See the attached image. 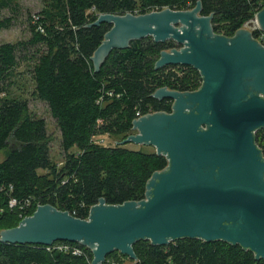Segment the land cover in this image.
Here are the masks:
<instances>
[{
	"label": "trees",
	"instance_id": "obj_1",
	"mask_svg": "<svg viewBox=\"0 0 264 264\" xmlns=\"http://www.w3.org/2000/svg\"><path fill=\"white\" fill-rule=\"evenodd\" d=\"M198 1L202 15H214L215 32L226 36H234L264 6V0H46L42 13L31 16L30 38L23 44L36 47L30 71L34 93L49 105L61 132L65 157L60 168L51 161L46 120L30 112L25 98L10 93L9 83L21 66L19 44L0 41V150H7L0 162V232L23 219L19 210L6 208L10 195L32 199L34 206L26 216L41 204H52L83 219L102 197L109 204L145 198L148 180L168 166L166 157L126 144L104 145L96 138L126 139L138 113L172 110L171 100L153 97L157 89L194 91L202 78L188 66L155 69L161 51L175 43H156L151 37L114 50L97 71L91 58L111 26L92 24L100 14L187 10ZM18 8V0H0V15L7 9L15 14ZM12 22L13 17L0 19V29ZM260 35L254 31L255 37ZM256 141L264 154V129L256 133ZM41 170L46 173L41 175ZM66 243L85 254L0 242V264H91L90 249ZM134 249L138 260L133 264H264L252 251L224 241L184 238L154 246L141 240ZM108 257L124 263L126 256L116 251Z\"/></svg>",
	"mask_w": 264,
	"mask_h": 264
},
{
	"label": "water",
	"instance_id": "obj_2",
	"mask_svg": "<svg viewBox=\"0 0 264 264\" xmlns=\"http://www.w3.org/2000/svg\"><path fill=\"white\" fill-rule=\"evenodd\" d=\"M163 8L148 13L100 14L92 25L111 28L92 61L101 66L114 50L151 37L179 47L162 50L155 69L188 66L199 71L194 91L157 89L153 97L172 101V110L133 121L120 144L155 148L168 166L148 180L145 198L109 204L105 198L86 219L41 204L17 226L3 229L0 242L51 246L77 242L102 264L114 252L137 261L134 245L167 246L184 238L240 245L264 260V154L256 133L264 129V6L234 36L215 32L214 15Z\"/></svg>",
	"mask_w": 264,
	"mask_h": 264
},
{
	"label": "rangeland",
	"instance_id": "obj_3",
	"mask_svg": "<svg viewBox=\"0 0 264 264\" xmlns=\"http://www.w3.org/2000/svg\"><path fill=\"white\" fill-rule=\"evenodd\" d=\"M19 8L15 14H12L8 9L4 10L0 19L13 17V22L10 27L0 29V41L3 43L11 42L19 44L18 59L21 66L18 69V74L10 86V93L14 96L23 97L28 102L29 110L37 117L44 118L47 123V131L50 138V154L51 161L54 166L60 168L64 161V151L61 147V132L57 121L52 115L49 105L34 93V84L31 75L32 57L35 54L36 47L24 45L30 38L29 19L32 15L41 14L46 6V0H18ZM23 44V45H22ZM175 47H179L175 44ZM179 72V71H178ZM181 73V72H180ZM202 83H199V86ZM136 131H132V134ZM124 139V136L104 135L97 137L96 140L104 145H116ZM125 146L131 149H138L144 152H155V148L151 146L138 145L135 143H127ZM73 151H77L76 148ZM7 150H0V162L5 160ZM39 173L45 174L46 170H41ZM134 260L128 256L125 257V264H133Z\"/></svg>",
	"mask_w": 264,
	"mask_h": 264
},
{
	"label": "built area",
	"instance_id": "obj_4",
	"mask_svg": "<svg viewBox=\"0 0 264 264\" xmlns=\"http://www.w3.org/2000/svg\"><path fill=\"white\" fill-rule=\"evenodd\" d=\"M258 40H260L263 43L264 40V33L261 32L260 37L258 38ZM139 117H141L142 115H140V113H138ZM13 187H10V192H12ZM6 208L9 210H19L21 213V217L24 218L26 217L28 211L34 206L33 201L31 198H26V199H19L13 195H10L8 200H7V204H6ZM36 205H39V202H36ZM4 207L0 205V214L3 212ZM45 248L48 251H52V250H58L61 252H72L74 255H83L85 254L84 250L79 248V247H75L72 246L66 242L63 241H59V242H55L53 245L51 246H45ZM92 264V262H91ZM102 264H125L123 262L118 261L117 259L113 258V257H107L105 262Z\"/></svg>",
	"mask_w": 264,
	"mask_h": 264
}]
</instances>
